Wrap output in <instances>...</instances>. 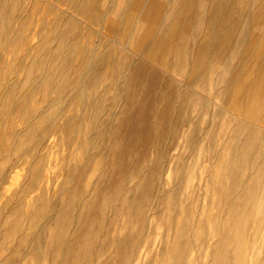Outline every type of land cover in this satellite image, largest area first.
<instances>
[{
  "label": "rangeland",
  "instance_id": "1",
  "mask_svg": "<svg viewBox=\"0 0 264 264\" xmlns=\"http://www.w3.org/2000/svg\"><path fill=\"white\" fill-rule=\"evenodd\" d=\"M149 1L0 0V264H264V16Z\"/></svg>",
  "mask_w": 264,
  "mask_h": 264
},
{
  "label": "bare ground",
  "instance_id": "2",
  "mask_svg": "<svg viewBox=\"0 0 264 264\" xmlns=\"http://www.w3.org/2000/svg\"><path fill=\"white\" fill-rule=\"evenodd\" d=\"M131 1V0H130ZM146 1V0H145ZM153 1H155V0H150L149 1V3H148V5H147V8H146V12L147 11H149V10H151L152 8H153ZM164 1V0H163ZM168 1V0H167ZM242 1V0H241ZM144 2V1H143ZM260 2V3H259ZM234 3H235V1H234ZM238 3H240V0H238ZM251 3V4H250ZM245 4H248V5H250V6H252L254 9H255V13H256V16H258V18L259 17H262V16H264V0H262V3H261V1L260 0H243V3L241 4V6H243V5H245ZM140 6V5H139ZM172 6V5H171ZM234 6V5H233ZM157 7V6H156ZM189 7V6H188ZM221 7V6H220ZM184 8V7H183ZM227 8V7H226ZM233 8V7H232ZM128 9V8H127ZM141 9V8H140ZM144 9V8H143ZM250 9V8H249ZM161 11V10H160ZM247 11V10H246ZM141 12V11H140ZM182 12V11H181ZM232 12V11H231ZM252 13H253V11H251ZM251 12H250V14H251ZM121 13V12H120ZM125 13V12H124ZM123 13V14H124ZM153 12H151V14H152ZM122 14V13H121ZM225 14H226V16H227V18L226 19H229L230 17H231V14L230 13H226V11H225ZM141 15V14H140ZM175 15V14H174ZM121 16V15H120ZM152 16V15H151ZM248 16H249V14H248ZM149 17V16H148ZM253 17V16H252ZM145 18V17H144ZM146 19H148V18H146ZM161 19V18H160ZM208 20H209V18H208ZM248 22V21H247ZM213 25H214V22H213ZM143 27V26H142ZM134 28V27H133ZM155 28H156V26L154 25V24H150V23H144V31H143V33H142V35H141V37L139 38L140 39V43L141 42H144L146 39H148L149 37H150V35H152L154 32H155ZM157 29V28H156ZM250 29V28H249ZM234 29H231V30H225V34H228L229 33V31L230 32H232V33H234V31H233ZM136 31V30H135ZM206 31V30H205ZM206 32H208V31H206ZM222 32H224V31H222ZM251 32V31H250ZM133 34H135V33H133ZM223 34V33H222ZM131 35V34H130ZM207 36V35H206ZM134 37V36H133ZM152 37V36H151ZM212 40V39H211ZM261 41V40H260ZM133 43H135V41L133 42ZM259 43V42H258ZM211 44H212V42H211ZM211 44H210V46H211ZM154 45V44H153ZM163 45H164V43H159L158 41H157V43H155V45H154V48H156L154 51H153V49H152V53H151V55L152 56H157L158 55V53H159V51L161 50V48L163 47ZM200 47H201V45H200ZM212 47V46H211ZM123 49V48H122ZM199 49V48H198ZM212 49V48H211ZM246 48H244V50H245ZM252 49V48H251ZM212 51V50H211ZM210 51V52H211ZM122 52V51H121ZM118 53H120L119 51H118ZM199 53H200V51H199ZM203 54H205V53H203ZM196 56H197V54H195ZM200 55H201V53H200ZM207 55H209V54H207ZM214 55V54H213ZM217 56H218V53L216 54ZM249 56V55H248ZM203 57V56H202ZM154 58V57H153ZM206 58V57H205ZM93 59V58H92ZM204 59V58H203ZM208 59V58H207ZM210 59V58H209ZM201 60V59H200ZM92 61V60H91ZM157 61V60H156ZM153 62V61H152ZM193 63V62H192ZM199 64V63H198ZM197 64V65H198ZM224 64V63H223ZM222 64V65H223ZM226 64V63H225ZM42 65V64H41ZM46 65V64H45ZM211 65V64H210ZM216 65V64H215ZM218 65H220V64H218ZM159 66V65H158ZM214 66V65H213ZM211 67V69H216L215 67ZM47 69V68H46ZM49 69V68H48ZM47 69V70H48ZM243 69V68H242ZM241 69V70H242ZM247 70V69H246ZM43 71V70H42ZM249 71V70H248ZM49 72V71H48ZM126 72H127V70H126ZM169 72V71H168ZM240 72V71H239ZM247 72V71H246ZM245 73V72H244ZM235 74V73H234ZM32 75V74H31ZM44 75H45V73H44ZM246 75V74H245ZM247 75H248V72H247ZM246 75V76H247ZM45 77H47V76H45ZM239 78H240V75L238 76ZM248 77V76H247ZM255 77V76H254ZM253 78V77H252ZM254 79H252V81H253ZM43 81V80H42ZM235 81V80H234ZM233 81V82H234ZM237 81V80H236ZM239 81H241V80H239ZM251 81V82H252ZM57 82V81H56ZM260 82V81H259ZM25 83V82H24ZM248 83V82H247ZM253 84H252V86H251V88H250V91H249V88H248V90H246V91H249V97H248V93H247V97H248V108H250V110L252 109V108H254L255 107V109H257V108H261L262 107V105L264 106V89L263 88H261V87H258V85H256V81H253L252 82ZM2 84V83H1ZM260 84V83H259ZM191 85V84H190ZM246 85V84H245ZM245 85H243V86H245ZM49 86V85H48ZM184 86V85H183ZM249 86V85H248ZM264 86V85H263ZM262 86V87H263ZM4 87V86H3ZM2 87V88H3ZM38 88V87H37ZM41 88V87H40ZM39 89V88H38ZM198 89V88H197ZM247 89V88H246ZM1 90V89H0ZM241 90V89H240ZM21 92V91H20ZM38 92V91H37ZM242 92V91H241ZM62 93H63V91H62ZM246 93V92H245ZM241 95V94H240ZM244 96V95H243ZM11 97H12V95H11ZM247 97H246V99H247ZM13 98V97H12ZM242 98H244V97H242ZM55 99H56V97H55ZM210 99V98H209ZM244 100V99H243ZM13 101V100H12ZM61 101V100H60ZM20 103V102H19ZM22 103V102H21ZM62 104H63V101L61 102ZM13 104V103H12ZM238 104V103H237ZM240 104V103H239ZM238 106V105H237ZM245 108H247V106L245 107ZM12 109V108H11ZM55 109V108H54ZM68 109V108H67ZM226 109V108H225ZM237 109V108H236ZM20 110V109H19ZM24 110V109H23ZM52 110V109H51ZM50 110V111H51ZM246 110V109H245ZM249 110V109H248ZM249 110V111H250ZM35 111V110H34ZM50 111H49V113H50ZM248 111V112H249ZM252 111V110H251ZM52 112V111H51ZM61 112V111H60ZM227 112V111H226ZM47 114V113H46ZM246 114V113H245ZM54 116V115H53ZM225 116V115H224ZM248 116H251L250 114L248 115ZM253 118H254V116H253ZM47 119V118H46ZM45 119V120H46ZM102 119V118H101ZM250 119V118H249ZM251 119H252V117H251ZM31 120V119H30ZM44 120V121H45ZM253 120V119H252ZM43 121V122H44ZM255 121V120H254ZM56 122V121H55ZM249 122V121H248ZM256 122H258V121H256ZM39 123V122H38ZM53 123V122H52ZM245 123H247V122H245ZM73 124V123H72ZM241 125V124H240ZM6 126V125H5ZM14 127V126H13ZM7 130V129H6ZM4 135V134H3ZM27 135V134H26ZM5 137V136H4ZM21 141V140H20ZM12 154H13V152H12ZM17 156H18V154H17ZM10 157V156H9ZM11 158V157H10ZM15 171H17V170H15ZM225 172V171H224ZM224 172H223V174H224ZM202 174V173H201ZM30 177V176H29ZM32 178V177H31ZM30 181H31V179H30ZM25 190V189H24ZM24 193V192H23ZM47 214V213H46ZM59 215V214H58ZM53 230V229H52ZM54 232V231H53ZM53 232H51V234L53 233ZM75 236V235H74ZM52 240V239H51Z\"/></svg>",
  "mask_w": 264,
  "mask_h": 264
}]
</instances>
